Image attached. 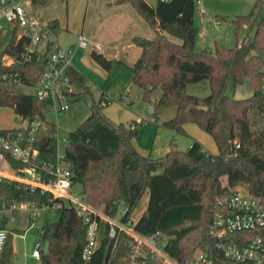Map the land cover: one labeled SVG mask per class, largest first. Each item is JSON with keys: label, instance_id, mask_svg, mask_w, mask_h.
Masks as SVG:
<instances>
[{"label": "trees", "instance_id": "trees-1", "mask_svg": "<svg viewBox=\"0 0 264 264\" xmlns=\"http://www.w3.org/2000/svg\"><path fill=\"white\" fill-rule=\"evenodd\" d=\"M127 1L155 33L150 38L133 37L141 51L130 80L142 89V100L152 107L145 122L154 121L164 107L174 105V116L163 126L184 132V124L193 122L212 136L217 152L206 151L193 139L186 150L172 146L158 158L141 154L132 138L142 121H113L103 112L109 99L100 93L97 99L92 98L85 119L65 137L63 159L72 173V183L79 182L84 200L108 215H115L122 203L126 207L122 219L131 215L147 189L146 207L134 221L136 231L169 235L164 251L178 264H187L200 251L212 256L215 264H229L208 232L212 200L243 184L264 204V58L260 55L264 53V0H255L248 14L232 19L236 30L244 24L253 27L251 38L237 39L234 47L215 41L212 49L201 50L195 49L197 0H157L155 5L146 0ZM48 24L54 29L59 26L57 19ZM21 45L22 39L16 40L14 30L3 52L15 61H0V106L11 107L30 122H39L34 134V162L44 169L56 160L57 127L46 119L48 102L34 93L22 92L18 85L36 83L44 71L47 53L22 61ZM90 55L110 72L112 59L95 50ZM67 72L75 87L72 100L91 92L83 73L73 66ZM13 73L17 80L5 81L1 77ZM203 79L208 80V94L200 96L187 91L189 83ZM230 79L235 83L248 79L251 95L230 97L226 93ZM156 89L159 94L152 100ZM0 200L42 205L51 202V194L1 179ZM58 211L56 220L41 224L37 230L38 264H127L124 257L129 247L125 232L115 239L104 234L99 246L85 259L82 251L86 224L81 212L66 203ZM3 224L0 216V226ZM12 254V234L8 232L0 264H13Z\"/></svg>", "mask_w": 264, "mask_h": 264}, {"label": "built area", "instance_id": "built-area-1", "mask_svg": "<svg viewBox=\"0 0 264 264\" xmlns=\"http://www.w3.org/2000/svg\"><path fill=\"white\" fill-rule=\"evenodd\" d=\"M40 0H0V39L11 25L16 30V40L22 39L20 59L29 60L33 55L46 54L44 71L33 85L34 95L48 102L56 111H64L72 100L75 87L68 74L72 66L73 51L93 45L82 31L77 34L74 47H64L56 31L47 22L40 21L34 7ZM0 61L9 64L15 58L2 52ZM5 81L17 80V74H2ZM264 87V86H262ZM46 112V110H45ZM20 116V115H19ZM21 124L5 132H0V180L21 183L30 189L51 194V202L37 205L32 203L2 202L0 216L4 210H24L30 218L38 217L46 209H58L63 204L73 205L81 212L86 224V242L82 256L88 259L99 246L104 234L115 239L120 232L127 234L128 253L124 257L127 264H162L171 258L164 251V233L154 231L141 234L134 229L131 217L122 219L126 207L122 206L115 215L106 214L84 200L81 194L71 190L72 173L63 159V153L56 155L53 164L40 169L34 162L37 148L34 134L38 121L30 122L20 116ZM56 139V133L54 134ZM208 232L214 238V246L228 260L229 264H264V204L251 194L246 185L233 187L228 193L214 197L210 207ZM8 231L0 226V253ZM249 233V234H248ZM40 242L36 241L32 255L39 258ZM173 264H178L175 260ZM187 264H215L207 252L196 253Z\"/></svg>", "mask_w": 264, "mask_h": 264}, {"label": "rangeland", "instance_id": "rangeland-1", "mask_svg": "<svg viewBox=\"0 0 264 264\" xmlns=\"http://www.w3.org/2000/svg\"><path fill=\"white\" fill-rule=\"evenodd\" d=\"M155 3L157 0H149ZM255 0H197L196 8L194 12V24L198 28V32L195 39V49H212L214 42L218 41L227 47H234L236 40H242L244 38H251L253 35L254 28L250 27L249 24L242 25L236 30V26L232 22V19L237 15L248 14ZM110 0H47V3L35 6L34 13L36 17L46 22L50 17H57L61 24L64 25L65 21H68L69 28L73 31L81 30L83 26V33L87 35L89 32L99 33L103 32L108 34L109 32H116V27L111 23V7ZM130 9L131 18L136 21L138 26L135 29V33L143 37H153L154 30L148 25L145 19L139 15L132 5L128 4ZM260 13V12H259ZM262 13V12H261ZM8 27L6 34L0 39V56L8 44L12 36L11 25L3 21ZM131 26L129 29H122L119 33L122 38H126L128 33L131 32ZM59 42L63 44L66 38H71V32L65 29H58ZM118 31V30H117ZM168 36L171 39L176 40L172 35ZM89 46L85 49H79L72 59V63L88 78L90 93L84 94L80 99L69 100L66 109L64 111H56L52 105L47 107L45 113L46 119L56 124V151L57 154L61 155L65 147V137L68 132L74 129L89 113V105L92 98L97 99L101 91L108 93L109 103L103 112L110 119L115 122L127 123L130 120H135L139 117L138 121H142L138 132L132 138V143L135 148L144 155H149L152 158H158L166 153L172 146L177 147L180 150H186L196 134L190 129H185L184 132H177L171 128L163 126V122L172 118L175 114L174 105H169L163 108V110L157 115L154 121L149 123L145 122L146 118H150L152 107L148 106V103L141 100L138 91L139 87L133 84L129 76L128 81L132 84L130 91L131 99H133V105L128 109L132 115H128L125 108L119 103L117 95L121 92L126 93L124 89L125 75L124 69L119 67V64L115 65V69L110 76H107V72L99 69L89 59ZM264 58V53L260 54ZM83 56V58H82ZM122 66V65H120ZM19 90L26 93H34L33 86L30 85H18ZM187 91L195 93L196 95L204 96L209 93V84L207 81L202 83L194 84L189 83L187 85ZM157 90L153 92L152 97H156ZM226 93L230 97L234 98H245L251 95L252 87L248 79L240 83H235L233 80H229ZM105 96V95H104ZM107 97V96H106ZM155 99V98H154ZM107 104V103H106ZM119 119V120H117ZM21 124L20 116L17 115L11 107L0 106V129H12L16 128ZM187 126H194L200 128L193 122H186ZM191 124V125H190ZM205 137L215 144L212 136L202 128L198 129ZM199 141V140H198ZM216 146V144H215ZM207 147V146H206ZM208 149V148H207ZM209 150V149H208ZM217 150V146H216ZM210 151V150H209ZM243 184L235 187H240ZM71 190L76 194L81 191V184L75 182L71 186ZM145 192L143 198H145ZM140 206V202H139ZM138 206V207H139ZM122 207V204L118 205V209ZM34 223L28 227L30 220H28L27 211L17 210L12 212L5 210L2 212V216L5 217V226L12 234V241L15 247L19 251L31 252L33 245L36 241L37 230L40 223L54 221L58 217V209H46ZM45 213V215H44ZM25 231V232H24ZM19 233H24V237H19ZM169 235L164 234L162 242H166ZM35 260H30V264H34Z\"/></svg>", "mask_w": 264, "mask_h": 264}, {"label": "crops", "instance_id": "crops-1", "mask_svg": "<svg viewBox=\"0 0 264 264\" xmlns=\"http://www.w3.org/2000/svg\"><path fill=\"white\" fill-rule=\"evenodd\" d=\"M146 1L149 4H151V5H155L156 2H157L156 1L155 3H152L149 0H146ZM46 3H47V0H45L42 3L38 2L37 5H40V4H44L45 5ZM109 4H110V7H111V14L109 16L111 17V23H112V25L115 24L114 26L116 27V29H115L116 32H113V33L109 32L108 34H104L103 32H99V33H95V34L92 31L89 32L87 34L88 38L90 40H92L93 42H96V43H98L100 45V49L99 50L95 49L93 45H90L89 46V49H90V51H89V59L99 69L104 70L105 73L107 71L105 69H103L91 57L90 52L92 50H95V51H97L99 53H102L107 59H112L113 60V66H112L110 72H107V76L110 78V76L112 75V73H113V71L115 69V65L116 64H119V67H121L122 69H124L125 72H126V75H125L126 77L124 79L125 80L124 82L127 83V80L129 78V76H131V74H132V69H133L134 62L137 59V57L139 56V53L141 51L140 47H138L133 42V37L140 36L137 33H135V31H134L135 29H132V28H136L138 26V24L136 23V21H133L132 20L131 14L129 13L130 12V9H129L128 4L132 5L129 1H127V0H110V3ZM135 11L139 15H141L136 9H135ZM51 19H57L58 20L59 26H58L57 29H54L56 31L57 37H58V34H57L58 31L57 30L59 28L60 29H65V30H67V31H69V32L72 33V34H70L71 36H73L71 38L63 37L65 39V41L63 42L62 45L64 47H74L75 42H76V37H77V34H78L77 31H73V29L69 28V25H68V21L67 20L65 21L64 25H62L61 24V21L57 17H50V19H48V21L51 20ZM48 21H46V22L48 23ZM130 26H131V29H130L131 32L128 33V36L126 38H122V36H121V34L119 32L122 31V29H125V28L126 29H129ZM82 30H83V26H82V28H81L80 31H82ZM79 49H82V48H76V49H74L72 59H73V57L75 56V54L77 53V51ZM82 58H83V56H82ZM71 62H72V60H71ZM120 65H122V66H120ZM72 66L75 69H77L78 71H80L81 73H83L82 70L79 69V68H77L73 63H72ZM83 74L85 75V73H83ZM203 81H207V83H208V80L207 79H203V80H201L199 82H196L194 84L202 83ZM128 82L131 83L130 81H128ZM129 83H127L124 86V89L127 92L126 93L121 92V93H119L117 95V97L120 100L119 103L121 104V106L123 108L126 109L128 115H132L131 112L128 110V109H130L132 107V105H133L132 103L134 102L133 99H131V96H130V91L132 89V84L130 85ZM156 90L158 91V93L156 94V97H157L158 94H159V89H156ZM100 93H103L105 96H107V98L109 97L108 93L106 94V93H104V91H101ZM138 94H139V96H141L140 98H142V89L140 87H139ZM193 94H195V93H193ZM156 97H152V100H155L154 98H156ZM109 102H107V104H105L104 107H106L108 104H110ZM148 106L151 108V105L150 104H148ZM104 107H103V110L106 109V108L104 109ZM117 120H119V119H117ZM135 120L138 121L139 120V117H137V119L135 118ZM184 125H185V129H189V130L191 129L193 131V133L196 134L195 137L197 138V140H199V142L202 144V146L204 147V149L206 151L211 152V153H216L217 152L215 144H213L209 140V138L205 137V135L203 134V132H201L200 130H198L200 128H196L194 126H189V125L187 126V124H184ZM144 192H145V195H144L145 198H143V194H142V196H141V198L139 200L140 206H139V202H138L137 205H136V207L134 208V210L132 211V213L130 215V217H131V219L133 221H135L141 215L142 211L146 207V203H147V199H148V190L146 189ZM42 215H43V213H42ZM44 215H45V213H44ZM1 217L4 220L3 228H5L8 232H10L6 228V226H5V217L2 216V213H1ZM28 220L31 221L28 224V227H30L34 223V221H32V218H30L29 215H28ZM41 224H43V223H40V225ZM39 226H38V228H39ZM24 235H25L24 233H19L18 234L19 237H24ZM35 238H36V241H37V236ZM33 248H34V245H33ZM33 248H32V250H33ZM32 250H31V252H29L28 250L21 252V251H19L15 247V245H14V243L12 241V251H13V254H12V262H13V264H30V260H35L36 262L34 264H38L39 259L32 255ZM172 261H173V259L171 258V260L164 261L162 264H173ZM113 264H121V263H113Z\"/></svg>", "mask_w": 264, "mask_h": 264}]
</instances>
